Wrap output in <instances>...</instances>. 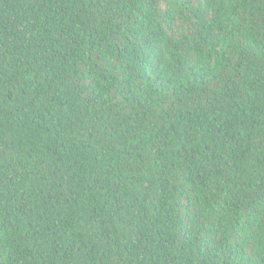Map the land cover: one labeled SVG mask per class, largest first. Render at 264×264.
<instances>
[{"label":"trees","instance_id":"16d2710c","mask_svg":"<svg viewBox=\"0 0 264 264\" xmlns=\"http://www.w3.org/2000/svg\"><path fill=\"white\" fill-rule=\"evenodd\" d=\"M0 264H264V0H0Z\"/></svg>","mask_w":264,"mask_h":264}]
</instances>
